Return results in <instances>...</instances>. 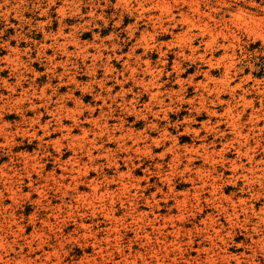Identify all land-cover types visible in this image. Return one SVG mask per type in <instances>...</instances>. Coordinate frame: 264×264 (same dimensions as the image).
Returning a JSON list of instances; mask_svg holds the SVG:
<instances>
[{
	"label": "rangeland",
	"instance_id": "374dc122",
	"mask_svg": "<svg viewBox=\"0 0 264 264\" xmlns=\"http://www.w3.org/2000/svg\"><path fill=\"white\" fill-rule=\"evenodd\" d=\"M0 264H264V0H0Z\"/></svg>",
	"mask_w": 264,
	"mask_h": 264
},
{
	"label": "bare ground",
	"instance_id": "6f19581e",
	"mask_svg": "<svg viewBox=\"0 0 264 264\" xmlns=\"http://www.w3.org/2000/svg\"><path fill=\"white\" fill-rule=\"evenodd\" d=\"M61 35H65L63 32L61 33ZM67 39H69V38H67ZM47 41V40H46ZM57 41H59V40H57ZM48 42V41H47ZM43 43V46L45 47V49H47V48H49V47H53V42H51L50 44H48V43ZM69 42V41H68ZM68 42H61L60 44L61 45H63L62 46V49H64V51L65 52H67L68 51ZM52 57V56H51ZM53 111V110H52ZM43 128L44 129H46L47 131H46V133H49L50 132V122H48L46 125H43ZM236 167H239V165H237ZM247 168V167H246ZM254 169V168H253Z\"/></svg>",
	"mask_w": 264,
	"mask_h": 264
}]
</instances>
